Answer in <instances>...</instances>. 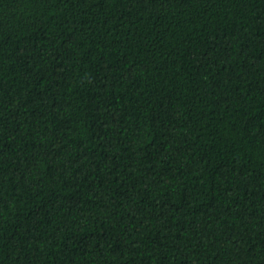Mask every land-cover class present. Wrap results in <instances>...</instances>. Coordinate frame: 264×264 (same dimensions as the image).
<instances>
[{"label": "trees", "instance_id": "trees-1", "mask_svg": "<svg viewBox=\"0 0 264 264\" xmlns=\"http://www.w3.org/2000/svg\"><path fill=\"white\" fill-rule=\"evenodd\" d=\"M0 264H264V0H0Z\"/></svg>", "mask_w": 264, "mask_h": 264}]
</instances>
